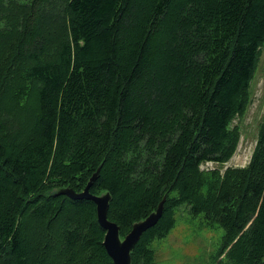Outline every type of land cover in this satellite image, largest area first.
<instances>
[{
  "label": "trees",
  "instance_id": "trees-1",
  "mask_svg": "<svg viewBox=\"0 0 264 264\" xmlns=\"http://www.w3.org/2000/svg\"><path fill=\"white\" fill-rule=\"evenodd\" d=\"M264 0H0V264H115L92 200L111 192L132 252L183 203L225 229L214 264H264V117L245 166L224 165L251 102ZM225 256L220 259L222 254Z\"/></svg>",
  "mask_w": 264,
  "mask_h": 264
},
{
  "label": "rangeland",
  "instance_id": "rangeland-1",
  "mask_svg": "<svg viewBox=\"0 0 264 264\" xmlns=\"http://www.w3.org/2000/svg\"><path fill=\"white\" fill-rule=\"evenodd\" d=\"M264 117V47L251 85V102L246 112L238 116L241 139L233 157L224 165L206 163L205 167L245 166L257 143L259 125ZM175 226L163 238L154 240L155 264H214L215 254L223 242L225 229L218 221L209 223L204 213L192 214L188 204L176 209ZM226 251L220 257L225 256Z\"/></svg>",
  "mask_w": 264,
  "mask_h": 264
},
{
  "label": "water",
  "instance_id": "water-1",
  "mask_svg": "<svg viewBox=\"0 0 264 264\" xmlns=\"http://www.w3.org/2000/svg\"><path fill=\"white\" fill-rule=\"evenodd\" d=\"M100 167L90 177L86 187L82 191L65 186L59 188L55 195H66L71 199L92 200L96 204L97 217L100 225L105 229L104 245L115 264H132V252L140 240L142 234L149 228L157 224L164 211L166 197L158 204V207L147 215L133 223L130 231L122 237L120 226L117 222L109 219L108 212L112 200V194L109 191L95 194L91 192V187L98 179Z\"/></svg>",
  "mask_w": 264,
  "mask_h": 264
}]
</instances>
